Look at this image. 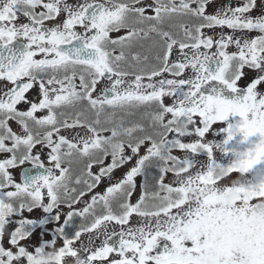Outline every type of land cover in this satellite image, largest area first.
<instances>
[{
    "label": "snow or ice",
    "instance_id": "1",
    "mask_svg": "<svg viewBox=\"0 0 264 264\" xmlns=\"http://www.w3.org/2000/svg\"><path fill=\"white\" fill-rule=\"evenodd\" d=\"M0 264H264V0H0Z\"/></svg>",
    "mask_w": 264,
    "mask_h": 264
}]
</instances>
